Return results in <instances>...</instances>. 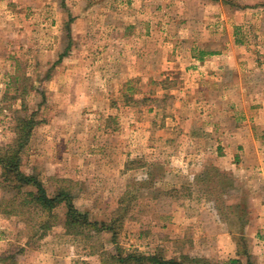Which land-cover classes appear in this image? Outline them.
Instances as JSON below:
<instances>
[{"label":"rangeland","instance_id":"obj_1","mask_svg":"<svg viewBox=\"0 0 264 264\" xmlns=\"http://www.w3.org/2000/svg\"><path fill=\"white\" fill-rule=\"evenodd\" d=\"M246 2L264 0H0V146L12 142L20 118L33 114L22 169L38 173L50 194L70 184L76 207L93 220L126 207L116 240L109 232L69 233L60 223L30 241V230L0 214V264H116L118 246L205 257L198 248L208 241L197 234L204 209L237 244L234 256L219 248L205 258L264 264V231L249 236L237 217L261 211L253 183L219 165L220 106L202 102L244 94L240 87L218 90L223 74L216 65L207 72L201 54L228 46L234 14L226 4L240 10ZM223 13L225 25L218 24ZM249 75L260 93L264 72ZM183 157L191 169L178 165ZM207 169L222 182L214 193L197 182ZM172 188L182 189L179 198L167 194Z\"/></svg>","mask_w":264,"mask_h":264},{"label":"crops","instance_id":"obj_2","mask_svg":"<svg viewBox=\"0 0 264 264\" xmlns=\"http://www.w3.org/2000/svg\"><path fill=\"white\" fill-rule=\"evenodd\" d=\"M252 4V2H246L244 8L240 10H235L234 5L226 4L234 14L232 17L234 23L231 24L233 32H228L230 42H228L227 47L203 51L201 62L204 66L208 65L207 72H212L209 66L215 67L216 65L217 73L223 74L222 80L219 81L220 89L218 90L240 87L244 91L241 98L233 101L225 100L221 96L216 101L203 99L202 102L205 101L207 106L212 103L220 106L217 110L218 120L214 123L216 130L222 135L220 137L223 138V141H221L222 146L219 148L222 149L218 161L219 165L233 170L237 176L243 179L244 183H253L252 199L256 200L257 205L261 206V211L248 221L246 234L256 239V236L259 238V233L264 231V124H261V121L264 122V88L260 84L259 91L261 92L258 94L254 92L255 86L250 84L251 77L249 73H253L256 69L264 72V2ZM223 7H226L225 4H222ZM223 14L219 18L218 24H228L229 19L225 17V13ZM236 18H238V21H236ZM240 30L243 31V34L239 33ZM209 73L208 77L210 76ZM235 78L236 82L233 80ZM231 79L235 83H230ZM202 90L204 93L205 90L208 92V86ZM226 120H232V123L223 124ZM206 128V132L212 131V128ZM208 133H206V136H214V134L210 135ZM203 152L204 150L201 148L200 153ZM183 158L185 161H179L178 165H183L185 169H191V158ZM250 170L253 175L247 176ZM251 177L259 180V186H257V183L254 184L256 180H249ZM176 185L179 184L176 182ZM200 222L203 225L198 223L199 241L206 240L208 243L200 245L198 255L210 257L213 254L211 251L218 252L219 248L223 249L222 254L226 250L232 253L230 255H236L237 244L233 236L226 230L218 232L220 224L213 212L204 209ZM258 242H261V246H264L262 244L264 241L258 240Z\"/></svg>","mask_w":264,"mask_h":264},{"label":"trees","instance_id":"obj_3","mask_svg":"<svg viewBox=\"0 0 264 264\" xmlns=\"http://www.w3.org/2000/svg\"><path fill=\"white\" fill-rule=\"evenodd\" d=\"M66 52L60 55L58 61L63 58ZM36 124L37 121L33 114L20 118L16 136L12 142L0 146V214L20 221L27 231L30 230L28 232L30 241L35 236L45 237L60 223L69 233L91 238L95 234L109 232L116 240L119 228L117 224L125 217L126 207L124 209L120 207L123 213L113 215L109 220H93L90 218L89 211H83L76 207L75 196L70 184L56 187L54 193L50 194L38 173H27L22 169V152ZM214 169L216 177L219 176L221 174L219 169ZM223 174L229 181V175ZM197 178V182H204L208 185L206 191L210 193L217 191V185L222 184L218 178H211L208 169L199 174ZM66 181L71 183L69 180ZM222 186L224 187L225 184ZM181 191V188H172L167 194L179 198L180 195L177 193ZM216 200L219 201L220 198ZM62 206L65 209L63 216L57 212V209ZM218 209L220 210V208ZM237 217L241 225H246L249 221L244 215ZM111 257L116 264H215L205 257L184 254L180 258H169L159 250L145 253L138 250H126L119 246ZM230 264H243V260L231 258Z\"/></svg>","mask_w":264,"mask_h":264}]
</instances>
